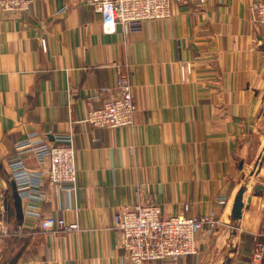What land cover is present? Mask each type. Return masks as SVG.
<instances>
[{
  "label": "crops",
  "instance_id": "0c3cea01",
  "mask_svg": "<svg viewBox=\"0 0 264 264\" xmlns=\"http://www.w3.org/2000/svg\"><path fill=\"white\" fill-rule=\"evenodd\" d=\"M31 1L29 14L0 12V264H132L115 214L138 198L164 218L220 222L215 235L199 234L198 255L157 264H250L264 243V26L253 19L261 0L173 4L169 19L127 37L121 27L108 34L87 0ZM120 74L134 87V125L92 127L91 97L101 107L98 91ZM31 133L48 143L73 136L78 188L69 199L45 182L47 200H23L20 219L7 162ZM24 159L40 169L31 153ZM30 212L80 230L44 231Z\"/></svg>",
  "mask_w": 264,
  "mask_h": 264
},
{
  "label": "built area",
  "instance_id": "2783aa9c",
  "mask_svg": "<svg viewBox=\"0 0 264 264\" xmlns=\"http://www.w3.org/2000/svg\"><path fill=\"white\" fill-rule=\"evenodd\" d=\"M189 1L87 0V4L102 15L108 34L117 33L118 27H121L123 35L127 37L142 32L151 22L169 19L173 4L186 5ZM206 1L199 0L201 4ZM32 4L31 0H0V12L7 16L29 14ZM67 8L65 6L64 10ZM253 12L254 22L264 26V0L254 4ZM98 94L106 96V99L101 107H94L95 97H91L87 122L92 127L112 130L134 125L137 107L134 87L127 75L120 74L114 88L105 87ZM29 153L35 157L40 169L27 166L24 155ZM7 165L22 201L35 204L45 202L48 198L44 192L45 182L63 191L69 199L78 188L77 151L71 134L60 135L54 143H48L39 133H31L15 144L14 154ZM218 202L224 204L225 200L219 199ZM29 216V221L47 232L73 233L80 230L77 223H69L65 219H44L38 212H30ZM219 226L220 222L214 214L164 218L160 205L140 198L134 204L118 209L115 214V228L121 232L125 251L123 261L132 264H157L198 255L199 234L204 232L213 236ZM8 234L7 229H3V235ZM263 261L264 243L256 242L250 264H263Z\"/></svg>",
  "mask_w": 264,
  "mask_h": 264
},
{
  "label": "water",
  "instance_id": "95a60500",
  "mask_svg": "<svg viewBox=\"0 0 264 264\" xmlns=\"http://www.w3.org/2000/svg\"><path fill=\"white\" fill-rule=\"evenodd\" d=\"M262 157L260 158L259 162L257 163V170H258V167H260L261 165V162H262ZM245 192V189H242L237 198H236V201H235V204H234V209H233V218L235 220H239L241 219L242 217V209H243V194ZM15 199H16V205L18 207V217L20 219H23V209H22V200L19 196V194L16 192V195H15Z\"/></svg>",
  "mask_w": 264,
  "mask_h": 264
}]
</instances>
